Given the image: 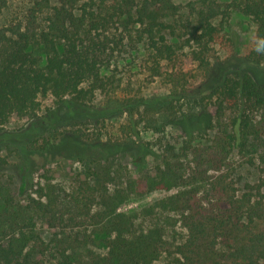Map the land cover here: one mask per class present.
I'll use <instances>...</instances> for the list:
<instances>
[{"label": "trees", "instance_id": "1", "mask_svg": "<svg viewBox=\"0 0 264 264\" xmlns=\"http://www.w3.org/2000/svg\"><path fill=\"white\" fill-rule=\"evenodd\" d=\"M6 3L0 0V10ZM39 6L37 3L28 11L24 24L0 28V131L11 119H35L39 97L50 95L61 103L70 96L82 104L94 89H104L100 70L110 65L106 53L110 56L123 48L124 39L135 50L136 44H147L152 76L170 73L161 61L171 59L176 41L192 45L190 59L203 72L201 88L192 96L200 99L196 104L215 98L209 109L202 107V114L206 129L213 130V124L219 128L208 145L192 149L210 166L212 175L208 170L195 171L186 179L172 162H164L153 173L123 182L119 172L99 163L105 157H86L93 163L79 183L74 202L79 217L99 225L97 235L107 254L86 257L63 249L57 252L54 264H152L165 252L164 242L155 232L135 235L121 226L127 222L124 215L116 214V207L124 189L114 190L111 196L109 188L123 183L126 192L137 196L189 187L156 204L177 212L186 230L185 240L177 247V264H264V177L237 194L234 182L223 171L234 149L264 147V0H193L187 6L194 23L188 26L180 21V6L173 0H57L44 29L37 24ZM233 9L256 26L254 46L243 56L236 55L234 46L225 40L223 23H214L218 17L224 22ZM224 44L228 54L221 60L214 47ZM89 81L90 88L84 89ZM183 98L173 88L163 99L114 100L112 108L102 112L85 108L91 118L116 113L132 116L139 108L170 109ZM257 116L254 124L252 117ZM93 147L99 153L106 148ZM106 151L114 154L110 148ZM72 157L73 153L67 156ZM38 195L49 198V203L32 198L30 203L56 217L53 196L42 188ZM97 200L104 210L91 213ZM19 210L10 190L0 183V264H35L34 255L44 251L33 215Z\"/></svg>", "mask_w": 264, "mask_h": 264}, {"label": "rangeland", "instance_id": "2", "mask_svg": "<svg viewBox=\"0 0 264 264\" xmlns=\"http://www.w3.org/2000/svg\"><path fill=\"white\" fill-rule=\"evenodd\" d=\"M192 1L173 0L174 4L180 6L183 19L180 21L186 26L194 23L187 6ZM37 3L40 4L36 14L37 24L44 29L52 8L57 6V0H7L5 8L0 10V28L24 24L28 11L36 8ZM214 23H223L225 40L234 46L236 55L243 56L253 48L256 26L249 17L233 9L224 22L218 17ZM122 43L123 48L110 56L106 53L110 65L100 70L104 89H94L93 95L90 98L87 95L82 104L75 103L70 96L61 103H56L50 95L39 97L40 106L35 119H11L0 131V183L10 190L19 211L33 215L44 248L43 253L34 255L35 264H54L58 258L57 252L63 249L79 256L106 257L107 249L97 235L99 225H92V221L79 217L74 202L79 183L93 163L86 157H105L99 163L119 172L123 182L128 178H138L141 174L153 173L164 162H172L186 179H190L195 171L208 170V174H214L210 166L202 162L203 158L192 151L193 148L202 149L208 145L219 131L215 124L213 130L206 129L207 123L202 114V107L209 109L215 98L196 104V100L200 99L192 96L196 89L201 88L203 80L201 68L190 59L192 45L176 41L171 59L161 61V65L168 66L170 73L163 71L161 75L152 76L147 44H136L135 50L128 47L126 39ZM214 48L218 50L221 60L226 58L228 52L225 44L215 45ZM213 72H216V68ZM90 83H84L83 88L89 89ZM173 88L184 98L172 103L170 109L147 111L139 108L132 116L116 113L110 117L99 114L94 118L86 113L85 107L107 111L114 105V100L141 97L163 99ZM252 119L254 124L258 122V116ZM249 139L251 141L253 138ZM77 141L88 147L78 145ZM261 142H264V136ZM97 144L104 145L105 151L99 153L93 147ZM19 145L22 146L21 150H18ZM50 145L54 149L45 153L44 148ZM262 146L247 147L242 151L234 149L228 157L223 171L234 182L237 194L264 177ZM107 148L114 154L107 155ZM71 153L75 157L67 158ZM125 187L123 183L109 188L111 196L114 190L124 189L123 198L116 207V214L124 215L127 222V225L121 226L135 235L155 232L164 242L165 252L152 264H177V247L185 240L186 230L177 212L161 209L156 204L189 187L154 190L141 196L126 192ZM41 188L54 198V218L45 215L29 201L32 198L44 205L49 203V198H39ZM96 202L91 213L104 210L100 201Z\"/></svg>", "mask_w": 264, "mask_h": 264}]
</instances>
